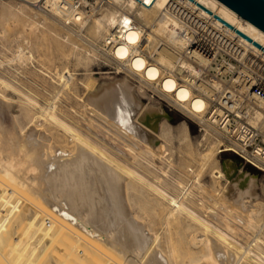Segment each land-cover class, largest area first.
I'll return each mask as SVG.
<instances>
[{
    "label": "bare ground",
    "instance_id": "bare-ground-1",
    "mask_svg": "<svg viewBox=\"0 0 264 264\" xmlns=\"http://www.w3.org/2000/svg\"><path fill=\"white\" fill-rule=\"evenodd\" d=\"M30 1L0 2V38L10 21L20 25L0 39L10 53L0 55V64H6L0 71V257L7 264H264L257 244L264 236L257 180L227 163L223 171L211 172L208 185L201 170L179 166L170 151L172 140L186 132L184 122L171 129L161 121L162 106L154 95L146 103L140 96L145 83L211 131L203 94L215 95L216 85L180 77L198 74L187 60L207 67L211 60L198 51L182 55L180 28L195 19L196 11L248 54L263 58L264 32L219 0H184V9L175 13L164 11L170 0H114V12L95 17L93 25L85 18L60 30L48 11H31ZM121 7L133 24L117 34ZM41 24L35 39L49 37L56 44L67 40L70 30L112 28L103 42L116 64L113 76L100 85L82 82V95L67 70L38 83L36 72L23 67L22 49L6 43ZM153 28L165 32V41L149 62L143 50ZM250 99L251 123L264 122V102ZM72 100L81 103V111ZM199 159L204 165L205 154ZM221 181L223 208L234 224L251 231L254 244L243 246L236 226H219L208 211L206 216L200 212L204 199L219 195L215 184Z\"/></svg>",
    "mask_w": 264,
    "mask_h": 264
},
{
    "label": "rangeland",
    "instance_id": "rangeland-1",
    "mask_svg": "<svg viewBox=\"0 0 264 264\" xmlns=\"http://www.w3.org/2000/svg\"><path fill=\"white\" fill-rule=\"evenodd\" d=\"M113 1L114 0H112V5L99 8L87 18L90 20V25H93L96 22L95 17L98 18L104 14L114 12L115 9L113 8ZM0 2L17 4L22 2V0H0ZM29 5L31 7V11L35 13H41L36 8H32L30 3ZM122 11L126 12L125 9L122 10L121 7V12ZM48 15L56 21L57 25H59L57 26L59 30L64 29L62 26L64 23L59 17L49 13ZM149 16L151 18L154 17L153 13H149ZM42 25L43 24L35 26L32 28V30H28L27 34H24V36H21L20 38L13 41H7L6 43L7 47L10 49H22L24 57L23 67L36 72L34 79L38 83L44 84L48 81H51V76L53 77L56 73H61L67 70L72 74L73 79L79 82V85L76 87L77 93L82 95L85 89L82 82L89 83L96 81V83L100 85L103 84L108 78L113 76L116 64L113 62L111 56L107 52V46L103 42L104 37L109 36L112 28H100L98 32L89 31L87 27L82 30H70L69 38L67 40L62 39L60 40L59 44H56L49 37L42 36L41 38L38 37L37 40L35 39L34 35H37L42 30ZM19 27L20 25L17 22L10 21L7 26L8 33L18 31ZM152 31V37L143 50L145 57L149 62H153L154 58L152 55L155 49H157V45L165 41V32L163 30L157 31L155 28H153ZM7 34L2 35L1 38L5 37ZM182 51V55H184V50L182 49ZM1 52H5V50L0 47V55ZM254 52L255 51H253V53ZM5 54L10 56V53L8 52H5ZM219 55L222 57L226 56L225 54ZM228 56H231L230 52L225 58ZM247 56L250 57L248 54ZM246 58L247 57L244 56V60L239 59V62L226 65V63H223L221 58L218 56L217 59L211 61L208 67L197 65L196 63L186 59L198 70V74L194 76L190 75L189 73H183L180 75V77L189 79L191 78L193 80L195 79V81L197 79H202L210 84H215L216 87L213 92L215 94L220 92L219 96L225 90L231 89L232 84H236V89H242L244 93L248 94L249 83L246 78L248 76H257L260 72L254 65L250 64ZM4 67H6L5 63L2 65L0 64V71ZM221 73H233L235 82L229 83L228 81H221L219 79V74ZM135 81V83H138L137 80ZM141 91L142 93L140 96L142 102L144 103H146L149 98L154 95V99H156L157 102H159L162 106L163 112L160 115L161 121H165L171 129H176L181 122H184L186 126L185 134L180 139L172 140V147L170 151L171 159L179 166H188L190 169L201 170L203 178H205L204 181L202 180V182L208 185L211 184V172H215L218 169L223 171V166L227 163H230L232 168H236L237 171L254 177L257 180V201H260L263 205V211L259 213L258 218H261L263 221L264 171L260 168H264V166L259 165L258 168L231 150L220 151L219 134L209 119L207 123L212 127L211 131L208 130L204 123L181 113L174 105L169 104L162 96L156 95L152 91L151 87H149L147 84H141ZM193 92L198 93V90L193 89ZM212 96L213 95L209 96L203 94V97H205L207 100L208 106H210L209 111L213 108V111H216L215 114L220 113L219 111L221 110V107L218 104L220 98L218 96ZM212 99L214 100L211 101ZM77 102L78 101L72 100L71 104L75 107V109L81 111V103ZM248 105L253 110L251 99L248 101ZM253 120L252 111L250 117L247 119V122L254 126L261 133L262 139L264 140V122L252 124L251 121ZM206 129L209 131V133L204 139H202ZM202 154H205L206 157L204 165L199 159L200 155ZM186 155H189L191 158L187 159L185 157ZM188 184L189 187H192L194 182L190 181ZM224 184V181L219 182L218 187L217 184H215V188L220 190L219 195L213 196L209 199H204V205L202 206V209H200V212L203 216H206L208 213V215L211 214L214 219L217 218V223L219 226H223V224L228 222L233 226H236L234 231L237 232V238L239 239L238 241L242 243L243 246H246L247 243L254 244V241H252L251 231L246 228L245 225L234 224L230 218L231 216L229 213L231 212L228 210V208H223L224 204L219 199V196L224 189ZM199 190L200 189L198 187L194 188V193H197ZM206 211L208 212L206 213ZM257 244L264 252V236L259 239ZM0 264L7 263L0 257Z\"/></svg>",
    "mask_w": 264,
    "mask_h": 264
},
{
    "label": "built area",
    "instance_id": "built-area-1",
    "mask_svg": "<svg viewBox=\"0 0 264 264\" xmlns=\"http://www.w3.org/2000/svg\"><path fill=\"white\" fill-rule=\"evenodd\" d=\"M30 4L36 9L48 11L59 17L65 25H74L90 17L99 8L112 5V0H31ZM184 5V0H170L164 11L175 13L179 7L184 9ZM127 15L128 13L123 11L118 13L115 28L117 34L133 24L132 19L127 18ZM191 15L195 19L190 18L188 25L186 24L184 28L179 30L184 37L182 44L184 55L190 56L195 51L203 52V55L205 54L204 56L211 61L219 56L226 65L239 62V59L244 60L243 57L245 56L249 63L260 72L257 76L246 78L249 83V95L244 93L242 89H236V84H232L231 89L225 90L220 96V92L213 95L212 97L218 96L220 98L218 104L221 110L217 114H215L216 111L210 110L208 115L211 117L209 121L215 126L220 137L219 150H231L258 167L253 162L259 160L264 164V140L261 133L249 124L247 119L252 113V109L248 105L250 97L253 96L255 99L264 102V58L257 52L248 54L249 52L236 38L224 34L220 26L206 23L196 11ZM229 52L231 56L225 58ZM219 54L226 56L222 57ZM219 79L229 83L235 82L233 73H221ZM260 169L264 171V168Z\"/></svg>",
    "mask_w": 264,
    "mask_h": 264
},
{
    "label": "water",
    "instance_id": "water-1",
    "mask_svg": "<svg viewBox=\"0 0 264 264\" xmlns=\"http://www.w3.org/2000/svg\"><path fill=\"white\" fill-rule=\"evenodd\" d=\"M236 14H238L242 19L248 21L258 29L264 32V0H219ZM199 5V4H198ZM202 7L201 5H199ZM203 8V7H202ZM208 13L212 12L204 8ZM218 20L223 22L229 28H233L230 24L222 20L220 17L216 16ZM238 34L246 38L248 41L252 42L258 48L262 46L253 41L249 36L243 34L242 32L236 30ZM264 51V48H263Z\"/></svg>",
    "mask_w": 264,
    "mask_h": 264
}]
</instances>
